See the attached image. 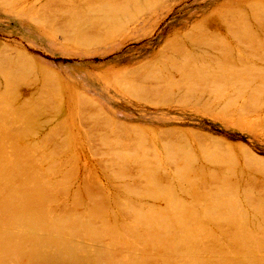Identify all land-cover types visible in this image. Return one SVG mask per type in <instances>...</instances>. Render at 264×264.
Returning <instances> with one entry per match:
<instances>
[{"label": "rangeland", "instance_id": "1", "mask_svg": "<svg viewBox=\"0 0 264 264\" xmlns=\"http://www.w3.org/2000/svg\"><path fill=\"white\" fill-rule=\"evenodd\" d=\"M56 1L60 2V4ZM68 1L65 0L63 2V0L62 1L61 0L60 1L59 0H6V1L2 2L0 0V48H1V46L3 48V50H2V48L0 50V61H3L2 58L3 59L5 58L7 60L9 59L8 63H6L5 65H3L5 60L3 63L2 62L0 63V100L5 101L8 98L10 99V96L8 94V81H6L7 80L6 76L8 78H9V76H8L9 74L14 76L15 73H17L16 69L22 65L21 62H23V65L26 66L28 64L26 62L31 63V61H32V64L35 63V65L38 66V68H36V69L30 68V67H29V69H28V67L23 68L22 71L24 70V72L21 73L22 75L17 73L19 76L20 75L22 76L21 78L19 77L20 83L18 86L19 88H17L18 92L16 94V96L17 95L18 96L16 98L14 97L15 99H13V98L10 99L9 103H5V104L3 103L4 108L2 111H0V114L3 116V114L5 115L7 112H9V114H7L8 118L9 119L11 118L10 122H12L11 123V124H13L12 126L14 128L16 127V130H17V129H19L21 123H17V121L14 120V117L16 118L17 114H19V112H21V110H23L21 113L22 116H25V113H27L26 112L27 110L32 109V107L34 109V106L37 107V108L35 107V109H37L38 113L35 115V118H36V119L34 118V121H35L34 124L35 125H33V128H32V129H34V132H32L34 134V138L32 137L33 135H31L32 133H30L31 136L27 135L29 140L25 136V139L22 140V145H24L23 144L24 141H25V143H27L29 145H31V144L35 145V144L42 143L41 141H43L46 136H52V138H53V139L45 140L47 142V143L45 142L47 147L45 145L44 148H41V149H43V150L47 149V150H49V152H50V149H52L51 152L54 150L55 155L48 154L49 153L48 151L45 152L42 150L44 153L41 152V154L47 153L46 156H49V155L52 156V157H50V156L47 157L46 159H48V158L49 159L46 162H45V158H43L44 161H42L43 162L42 165H44V167H49V165H54L56 167L57 164H59L57 167V168H59V171H56V173H54V175H52L51 177H52L53 181L55 180L54 178H56L57 176L59 177V179L57 177V179L55 181H66L67 190L65 193L59 195V197L56 199V200L59 199L58 202L55 200L54 202H52L53 204L52 203L50 204V206L52 205L51 211L58 212L59 208H61L63 206H65L66 208H68L69 211H72V212H74L73 207L75 210L78 211V209L81 210V208H83V206H84V209H82V210L86 211V206L89 207L88 205H89L90 201H89V199H87V197H85L86 195L84 194V192L87 193V190L90 191V189H91V191H92V192L90 191L91 194L96 193L94 195V197H96V196L98 197V193H99V197H104V196L108 197L109 205L105 209L104 218H105V214L107 213L108 214L107 218H108L109 224L112 222L114 223V221H115L114 224L115 225L118 224V225L117 226L114 225V226L117 227L119 230H121V228L124 227L123 223L126 226L127 225L126 223L128 221H130V219L128 218L129 217L128 215L123 213V211L125 209H120V208L125 207V203L128 205L129 200H131L133 202V205L136 206V207L134 206L136 210L133 209L134 208L133 207L132 210H134V211H131V212H134V215H137V216L132 217V219L134 218V220L131 219L130 223H133L134 225H137V226L139 224L141 225V223L143 225L142 221H144V220H148V223L152 222V221L155 222V221L161 220L162 216H163L162 215L163 210H166L169 207V203L167 202V200H165L164 196L157 195L154 192V191H157L156 190L157 187L160 188V185H162V184H160V183H153V184L147 183V182H145V179H141V178H139L140 176H136V175H138V171H136L135 169L139 170L140 165H138V168H136V167L134 168V166L139 164V163H137V164L132 163L131 164L132 166L129 169V171H132V172L128 171L126 174H122L124 177L121 176L120 174L118 175L117 172L119 169H118V167H116L114 165L116 163H114L113 160H111L112 162H110V160H109V159H111L110 158L111 154L109 155V153L112 151L110 150V152H107L108 150L107 151L105 150L106 147H109L108 145H106V142H108L110 139L112 141V138H114L115 136H119L118 139L122 143L123 142L129 143V140H130V142L132 140L127 139L125 137H129V136L134 137L132 135L133 133H131V134L129 133L130 134L129 136H126L127 134H119V133L116 135V129L111 128V126L106 123L107 121L105 119H101L102 117L96 119V118L91 116L92 113L88 112V109H86V107H83L85 109V110H83L81 108L82 106H80V104L78 106V101L76 99L77 96L73 97V98L70 97V92L72 91L71 89H74L73 92H77V93L80 92L79 93L80 95H84V96L88 95L87 97H89L91 100L92 99L96 100V102H98L106 111H108V113L110 112L109 114L112 116L113 119L121 120L127 124L140 127L141 133L139 135L141 136L142 144H144V147L146 146L145 149H143V150H146L147 152H149L148 156H147V152H145V155L147 156L146 158H148L150 156L149 158L151 159V158H153V156H155L156 160H158L159 163H161V160H163L162 163L160 164V166L163 164L164 167L166 166L165 170H168L169 172H173L174 169H173V165H171V164H169V167H168L166 159L164 160L163 156H165V154L163 153L164 152L163 147L165 148V145H166L165 143H173L171 141H174V140H183V141H176L175 143L180 142L183 145L186 144L185 146H181V148L185 152L184 157H187L189 159L191 158L193 160L192 166L194 168H201L204 171H206V173L209 171L208 169H210V170L212 169L214 172L212 170L209 171V172H211L210 174H212V173L220 172L222 170V168H225L227 165L229 166V164H230L229 167L231 169V171H230L231 173L229 175H230V178L232 179L230 181H232L235 185L237 184L236 186H238L237 189L240 192L239 194H242L244 189L252 188V189H250V191L252 190V192L255 194V196L256 195L258 196V197H255L254 194H252L253 197H252L251 201H249L248 203L245 202L246 201L245 199H241V201L243 203V207L246 206L247 204L251 205V203L254 202L251 205V206H253V208L250 205L249 206L247 205L245 207V209H247L246 211L249 214H250L249 211L251 210V212H252V210H253V212H252L253 216H258L254 212L255 211L254 210V204L256 202H260L257 200H261L260 203L264 204V201H263L264 195H260L258 193V191L260 189H262V187H264V182H263L264 181V174H261V171L264 173V117H263L264 116V105H263L264 104V97H263L264 96V83L261 81V80L264 81V52H263L264 51V34H262V33H264V0H132V1L131 0H119V1L118 0H98V1L97 0H70L69 1L70 3ZM120 1H122V2H120ZM128 1L130 3H128ZM140 1H141V3H140ZM6 2H7V4H6ZM65 2H67V3H65ZM86 2H89L90 4L91 3L92 4L91 5L88 3L86 4ZM253 2L254 3L256 2L255 5L253 4ZM1 4H3V5H1ZM52 4H53L54 8L51 7ZM58 4H59V6H58ZM62 4H64V5L67 4V5L64 8V5H62ZM112 4H113V6H112ZM60 5H62V6H60ZM67 6H70V7H67ZM91 6H92V8H91ZM133 6H134V8H133ZM41 7H43V8H41ZM55 7H57V8H55ZM62 7H63V9H62ZM122 7L126 8V9L123 10ZM109 8H110V10H109ZM42 9H43V11H42ZM47 9H48V12H47ZM118 9H120V10H118ZM100 10H102V12ZM109 11H111L112 13ZM116 11H117V13H114ZM119 11L121 12L120 14H119ZM127 12H129V13H127ZM131 13H132V16H131ZM251 13H252V15H251ZM75 14H76V16H74ZM111 14H112V16H110ZM123 14H126L127 16H125ZM134 14H135V16H134ZM104 15L107 19L105 17H103ZM113 15L115 16L114 20L112 18V17H114ZM32 18H34V19H32ZM80 18H81V20L79 21ZM82 18H83V20H82ZM251 18L252 19L254 18V19L252 20ZM70 19H72V20H70ZM89 19H91V20H89ZM117 19L119 21H116ZM260 19L262 21H260ZM77 20H78V22H77ZM236 20L239 22V24L240 23L241 24L240 25L236 24L237 23ZM247 20H249V21H247ZM21 21H25V23L30 24V25H34L36 27L38 26L37 28L43 32L42 39L40 37H38L37 34L30 33L31 28L28 25L25 26V25L20 24L19 22H21ZM114 21H116V23H114ZM226 21H227V23H226ZM95 22L96 23L102 22V25H101L102 27L101 26H100V28L98 27L99 37L96 36L97 40L94 39V40H88L86 42L85 41L79 42L77 40V38L78 37H84L85 34L87 36L88 30L94 29L93 25ZM228 22L229 23L232 22L233 25L232 24L227 25ZM234 22H236V23H234ZM246 23H248V24H246ZM106 25H108V26H106ZM226 26H227V28H225ZM74 27H76V30ZM107 27H109L110 30ZM234 27H236L237 30L234 29ZM111 28L113 30L112 32H111ZM243 28H244V30H243ZM245 28L248 30H246ZM249 28H250V30H249ZM228 29H230V30L228 31ZM240 30H241V32H240ZM255 30H257V31H255ZM194 31H195V33H194ZM198 31H199V33L196 35V33ZM203 32L206 33L205 36H204ZM216 32H217V34H216ZM231 32L232 33L233 32L234 33L239 32V33H237V34L233 33V35H232ZM245 32H248L247 33L248 35ZM254 33H255V35H254ZM207 34H208V36H207ZM240 34H242L246 38L241 36ZM261 35H262V37H261ZM236 36H237V38L240 37V39L238 40L236 38ZM196 37H198L197 41L191 42V40L196 39ZM233 37H235V38H233ZM241 37H243V38L241 39ZM249 37H251V38L253 37V40H251V38H249ZM74 38H75V40H74ZM201 38L203 39V42L200 40ZM257 38L259 40H257ZM168 39H170L172 41H170ZM204 39L207 41H204ZM243 39H245L246 41L248 39H250V40L248 42H246ZM214 40H216V41H214ZM238 41L241 43L239 44ZM257 41H259V42H257ZM198 42H200V43H198ZM204 42H206V43H204ZM228 42H230V43H228ZM254 42H255V44H258V45H255ZM233 43H235V44H233ZM236 44H238V45L235 46ZM243 44L246 45V46L244 45L245 48L243 47ZM253 44L255 45V47L253 46ZM237 47H238V50L236 49ZM210 48H213V49H210ZM222 50H223V52H222ZM17 51H20V53H22L23 58L28 57L27 60H25V61L20 60L21 62L19 63V61H18L19 59L17 60V58H18L17 57L18 56ZM205 51H207V52H205ZM220 51H221V53H220ZM227 51H229V53L233 56V57H231L233 61H231L230 63H228V61H226L227 63H222V64L216 63L215 62L216 58L218 59V57L219 58L224 57V52H227ZM234 51H237L240 55ZM251 51L253 52V54ZM168 52L171 54H169ZM245 52L248 54H246ZM203 53H205V54H203ZM261 53H262V55H261ZM167 54H169V55H167ZM244 54H246V56H243ZM202 55H204V56H202ZM206 55H207V58H206ZM241 55L243 56V58L246 57L248 59L247 60L243 59ZM19 56L22 57L21 55H19ZM161 56L164 60H166V62H167L166 64H165V61H163L162 59L159 60L161 58ZM171 56H173V58H170ZM187 56H189L190 58ZM247 56H249V57H247ZM257 56H259L260 58L259 57L257 58ZM208 57H209V59H208ZM255 57L259 60L257 61ZM214 58H215V60H214ZM112 59H116V60L119 59L120 60V63H119L120 65H118L117 68H120V67L122 69L133 68V71L136 72V70H138L137 71L138 73H136V74L134 73L132 76H128V77L127 76H119L116 74L109 75V76L106 75V72L102 71L104 69V66H102V65H103V63H106ZM251 59L253 61H251ZM148 60L149 61L152 60V61L149 62ZM33 61H34V63H33ZM145 61H146V63H145ZM161 61H163V64ZM195 62H196V64H195ZM250 62L253 64H251ZM121 63H123V64H121ZM176 63H178V64H176ZM146 64H148V65H146ZM149 64H151V65H149ZM153 64H155V65L153 66ZM189 64H191V65L189 66ZM242 64H244L245 67H243ZM29 65H27V66H29ZM240 65L243 68L240 67ZM157 66H159V68ZM185 66L187 68H189L190 70L192 69L191 68V66H192L193 69H198L199 71L196 74L195 73L192 74V75H194L193 77L190 74L188 76H186L183 72H181V68L182 67L186 68ZM200 66L203 69L200 68ZM257 66H259L260 69ZM41 67H42V70H41ZM233 67H234V69H233ZM252 67H254V68H252ZM141 68H142V70H141ZM205 68L207 70H205ZM211 69H213V71ZM245 69L249 72L248 75H247V73L245 74V72H247ZM168 70H169V72H168ZM225 70L227 73L225 72ZM250 71L251 72L253 71V72L251 73ZM256 71H257V73H256ZM259 71H262V72H259ZM180 72L183 74L181 75ZM207 72L209 73V75H210V73H213V75L216 78L214 76H213L214 79L211 78L212 74L210 76H206V75H208ZM23 73H25V74H23ZM47 73H51V74H53V76L55 75L54 76L55 79H52L51 76ZM179 73H180V75H179ZM199 73H200V75H197ZM230 74H232V75L234 74L236 76V78H239L240 80L243 77V79L248 80L249 83H245L246 80H244L245 81L244 82L243 79L241 80L243 82H240V80L236 79L234 75H233L234 77L232 75L230 77ZM241 74H243V76ZM156 75H158V76H156ZM255 75L257 77H255ZM258 75H260V76H258ZM180 76L181 77L183 76V77L180 79ZM195 76L197 77V81H196ZM200 76H202L201 77L202 81L198 82V80L201 79ZM204 76H206L207 79H203ZM252 76H254V78L256 80H254V78ZM123 78H125V81ZM226 78H228L229 81ZM232 78H234V80ZM22 79H24V82ZM144 79L146 82L144 81ZM183 79H185V80H183ZM212 79L216 83L214 81H212ZM215 79H218V80H215ZM235 79L237 81H235ZM257 79H259V80H257ZM231 80L233 81V84H232ZM249 80L250 81L254 80L252 82L253 85H252V83H250ZM75 81H77V82H75ZM207 81H208V83H207ZM256 81H257V83H256ZM230 82H231L232 86L235 84L233 86L234 88H232V89L230 88V87H232L231 84L229 85ZM239 82L242 84L239 85ZM27 83H28V85H27ZM205 83H207V84L210 83L211 85L210 84L207 85ZM261 83H263V85ZM20 84H22V85H20ZM25 84H26V86H25ZM192 84L195 86H193ZM199 84H200V86H198ZM212 84H214L215 87ZM227 84H228L230 90L227 89L228 87L226 88L225 85H227ZM237 84L240 86L238 92H237L238 89L237 90L235 89L236 87L238 88ZM244 84H246V85H244ZM54 85H55V87H54ZM203 85H204V87L206 85L207 86L204 88ZM217 85H218V88H217L218 91L215 89L217 87ZM188 86H191V87H188ZM192 86L194 87V91H193ZM248 86H252V89L250 87V90H248L247 89ZM254 86H255V88H254ZM243 87L246 89H244ZM213 88L215 89V92L213 91L214 90ZM197 89H199V90H197ZM221 89H223L225 91H229L231 93L222 91ZM233 89H235L234 92H233ZM29 90H31V91L29 92ZM242 90H243V92L240 93V96H238L239 94H237V93L241 92ZM252 90H253V92L251 93ZM57 91H58V93H57ZM257 91H258L259 95L257 94ZM198 92L200 93V95ZM219 92H221V96L219 95L220 94ZM182 93H183V95H182ZM197 93H198V95H197L198 98L196 96ZM207 93L209 94V96H206V95H208ZM216 93L218 96L215 95ZM247 93H248V95H247ZM249 93H251V94H249ZM255 93H256V95H255ZM192 94L193 95L195 94V96H192ZM212 94H214V95L212 96ZM227 94L230 95V97H228ZM80 95H78V97H81ZM25 96H26V99H25ZM191 96H192V98H191ZM219 96L221 97V99ZM225 96H227L228 98ZM242 96L245 97V99H242L243 98ZM254 96H255V98H254ZM185 97H186V99H184ZM210 97H213V99H211ZM223 97H225L227 99H225ZM235 98H238V99H235ZM252 98H253V100H252ZM202 99H204V100H202ZM233 99H235V100H233ZM78 100H80V99H78ZM185 100H186V102H184ZM196 100L198 102H196ZM225 100H227L228 103ZM11 101H12V103H11ZM42 101H44V102H42ZM146 101H148V102H146ZM232 101H233V103H232ZM240 101H241V104L238 103ZM262 101H263V103H261ZM46 102H47V104H45ZM149 102H151V103H149ZM224 102L227 104H225ZM254 103H255V105H254ZM21 104H22V106H21ZM233 104H235L234 107H233ZM257 104L260 106L262 105V106L261 107L256 106ZM48 105H50V106H48ZM38 106H39V108H38ZM225 106H226V108H225ZM256 107H258V108L256 109ZM25 108H27V109L25 110ZM231 108H232V110H231ZM12 109H14V110H12ZM24 110H25V113H23ZM82 111L84 112V114H86L85 112H87V114L82 115V113H83ZM232 111H234V112H232ZM16 112H17V114H16ZM7 115H5L4 117L6 118ZM86 119H88V120H86ZM155 119H157V120H155ZM38 120H39V122H38ZM53 122H55V123H53ZM89 123H90V126L88 125ZM62 124H63V126H62ZM49 125H51V126H49ZM60 125H61V127H60ZM53 126H54V129H53ZM94 126H95V128H94ZM251 126H254V127H251ZM149 127H151V129ZM88 128H90V129H88ZM95 129H97L99 131V133L97 131H95ZM91 130L94 131V132L92 131L93 134L96 133V135H94V136L91 133L92 136L90 135V139L92 138V141L89 139V137L86 138V135H87L86 133H90ZM157 131L161 132V133L163 132L166 134L168 133L169 135H166L164 138H162V137L158 138L156 136L158 134ZM133 132H135V131H133ZM57 133H58V135L55 137V134H57ZM103 133H105V135H106L105 137L103 136L104 135ZM182 133H184L186 135V137ZM97 134H99L100 136L103 134L102 135L103 137L101 138ZM175 134H176V136H175ZM191 135H193V136L191 137ZM61 136H63V137H61ZM87 136H89V135H87ZM196 136H198V137L196 138ZM98 137H99V139H98ZM211 137H213V138H211ZM103 138H107V139L104 141ZM181 138H183V139H181ZM207 138H208V140H207ZM87 139L90 140L91 142L88 143L86 141ZM184 139H186V141H184ZM26 140H28L29 142ZM167 140H168V142H167ZM198 140H200V141H198ZM96 144H97V146H96ZM146 144L149 146L147 147ZM65 145H66V147H65ZM94 145H95V148L93 147ZM98 145L101 146L105 151L102 149H99L101 147H99ZM60 146L63 149H60L59 148ZM109 148H106V149H109ZM111 148H112V146H111ZM208 148H211V149L217 148V149H215V151L218 150L220 154L223 153L222 155L227 156L226 158H227V161L229 163L228 164L227 163L226 164H223V163L219 164V162H218V164H217V162H216V164H215L214 161L213 162L210 161V163H209V160L207 158H205L204 156H202V152H201L203 150L212 151V150H208ZM94 149H97V150H94ZM93 150L95 151V153H93L94 152ZM190 150H192V151H190ZM151 152H154L153 155H151L152 154ZM248 152L254 156V158L256 159L257 162L255 161V159H253V157L249 156ZM29 153H31V151L26 152V154H29ZM102 153H105V154H102ZM156 154H157V156H156ZM187 154H188V156H185ZM189 154H191L190 156H192V157H189ZM107 156H108V158H107ZM158 156L160 158H158ZM53 157H54V160H53ZM161 157H162V159H161ZM228 157L230 158L231 162L228 160ZM102 158H104L105 160ZM175 158H179V157L177 156ZM65 159H67V160H65ZM159 159H161V160H159ZM180 159H182V158H180ZM154 160L155 159L153 158V161ZM52 161H53V163H52ZM54 161L56 163H54ZM58 161H60V162H58ZM71 161H73V162H71ZM206 161H208V162H206ZM246 161L249 162V164ZM48 162H50V163L48 164ZM103 162H105V163H103ZM109 162L111 163L110 165H112V166L114 165V166L112 167L110 165H107V168H106V163L109 164ZM148 163L149 162H147L146 164H148ZM177 163H182V161L181 162L178 161ZM255 163H257V164H255ZM92 164H93V166H92ZM154 164H156V161L154 162ZM246 164H248V167ZM259 164H260V166H259ZM101 165L103 166V169L101 168ZM148 165H151V164L149 163ZM233 165H234V167H233ZM67 166H69V167H67ZM91 167H93V168H91ZM109 167H111L112 169H110ZM66 168H68V170ZM90 168H91V170L88 171V169H90ZM69 170L71 171V173ZM109 170L115 171L117 174L115 172H112L113 174H115L114 176H112L113 174L111 172H110V174H108ZM257 170H259V171H257ZM68 171H69V174H68ZM90 171L93 172V174H92L93 176L91 175ZM161 172H163V171H161ZM64 174H66V175L68 174L67 179L64 178L65 180L63 179V177H66ZM107 174H108V177L106 176ZM116 175L118 176V177H116L117 179L115 178ZM127 176H129V178ZM130 177H131V179H130ZM99 181H100V183H99ZM127 181H130L132 184L130 185V182L128 183ZM161 181H163V180H161V178H160V182ZM110 182H113V184ZM125 182L130 185V188ZM259 182H261V183H259ZM116 183H120V186H118L119 184L117 185ZM122 183L123 184L125 183V185H127L128 188H127V186L123 185ZM247 183H248V185H246ZM75 184H76L77 188L75 187ZM116 185L118 186V188H116L117 187ZM121 185H123V187ZM133 185L137 186L138 189L141 188L140 190L144 189L143 192L138 190ZM141 185H143V187ZM241 185H242V187L240 188ZM131 186H133V188H131ZM86 187H88V188H86ZM134 187H135V189H134ZM121 188H124V190H122ZM126 188L128 191L126 190ZM73 189H74L75 193L72 192ZM132 189H133V191L138 190V191H136L137 194H135L132 191ZM129 190L132 191L133 193L131 192L132 194L131 193L129 194ZM262 190H264V188ZM71 192L75 196L74 198L77 197L79 199L80 204L78 202H76L72 196L71 197L73 199L70 197V195H72ZM101 193H102V195H101ZM139 193L141 195L138 196ZM186 194L187 193H185V192L178 191L176 197L182 201L188 200V201H184V202H186L188 205H191L193 203V201H192L193 199H192L191 195H189V194L186 195ZM117 196L120 199L122 196L124 197V199L126 197H128V199H126V200L121 199L123 201V202H121V201H119L120 199H118ZM240 196L241 195H239L238 197L240 198ZM63 197H65V198H63ZM97 197H96V199L99 200L100 198L99 197L97 198ZM129 197H131L132 199H135V201ZM254 198H255V200H254ZM62 200H63V202H62ZM71 200H72V204H71ZM86 200H87V202H86ZM98 200H97V202H98ZM205 200L206 201H202V202L201 201H199V202L195 201L194 205H199V203H201L203 206L204 202H208L207 201L208 198ZM118 201H119V203H118ZM136 201H138V202H136ZM191 201H192V203H191ZM65 202H67V203H65ZM120 202L122 203L121 207H120ZM123 204H124V206H123ZM117 206H119V207H117ZM204 206H203V208H204ZM263 207H264V205H263ZM127 208H129V206H127ZM80 210L78 211V213L83 214L84 212L82 213V210L81 211ZM120 210L121 211L123 210V211L121 212ZM127 210H130V209H127ZM118 211H120L122 213V216H121L120 212H118ZM135 211H136V213L139 212V215L136 214ZM170 211H171V209H170ZM116 212H118V213H116ZM125 212H126V210H125ZM74 213H77V212L75 211ZM119 214L121 217L119 216ZM221 214H222V212L208 216V215H205L204 213L201 212L200 215L198 217H196V223H198L199 225H203V226H212L213 224H211V221H210L211 217L213 219L220 218ZM111 215H112V217H111ZM160 216H161V218H160ZM115 217H116V219H115ZM122 217H123V219H121ZM119 218L121 220H123V221L119 220L120 222H123L122 227L119 226V223H118ZM130 218H131V216H130ZM207 218H208V220H207ZM99 220H101V219L96 216L93 221L96 225H99L100 224ZM124 220H126V222H124ZM260 221H261V219L259 216V219L256 220V222L260 223ZM130 223H128V224H130ZM120 225H121V223H120ZM130 225H128V226H130ZM142 225H141V228H143V231H144L145 227H143ZM146 225H144V226H146ZM132 227H134L135 229L139 228V227H135V226H132ZM119 230L117 231V234H119L118 237H120V236L122 237V235H124L125 232H123V231L120 232ZM138 230L140 231V229H138ZM136 233L131 234L132 236H130L129 239L126 240V243H128L127 241H129V243L134 242L133 245H135L138 242L135 247L138 246L137 248H139V247L141 248L143 245L144 235H142L140 232L137 233L139 235V238L142 237V239H139V238H137L138 235ZM128 235H129V233H128ZM128 235H126V233H125V235L123 237L127 236V238H128ZM81 236H83V235H81ZM107 237H109V234L103 235L102 241L99 244V243L91 242L87 238V236L85 235L82 238L81 237L77 238L76 245L82 246V244H84L87 248L85 250V252H92V250L94 248L92 246V244H94L96 247H99L101 249H105V247L107 248V245L109 244V242L107 244V241H110V240H108ZM121 239H122V241H120V238H118V242H121V243L123 241L125 242L126 238H121ZM133 239H134V241H133ZM135 240L137 242H135ZM228 241L229 240L227 237H221L220 238V243H222L224 245L228 244ZM202 242L204 244H208L209 240L206 239L205 241H202ZM138 244H140V246ZM79 246H77L78 249H79ZM126 249L122 250V251H124L122 253L120 251V253L121 254H123V253L127 254V252H128V254L131 255L130 254L131 252H133V253L139 252L138 249L135 250L134 248H130V247L128 250H126ZM156 252H157V250H156ZM156 252H152L151 254L152 255H153V253L157 254ZM156 260H158V259H156Z\"/></svg>", "mask_w": 264, "mask_h": 264}, {"label": "bare ground", "instance_id": "2", "mask_svg": "<svg viewBox=\"0 0 264 264\" xmlns=\"http://www.w3.org/2000/svg\"><path fill=\"white\" fill-rule=\"evenodd\" d=\"M2 2L6 1V0H1ZM60 1V0H59ZM62 1V0H61ZM65 0H63L64 2ZM68 1V0H67ZM70 1V0H69ZM68 1V2H69ZM98 1V0H97ZM119 1V0H118ZM132 1V0H131ZM58 2V1H56ZM95 2V1H94ZM117 2V1H116ZM122 2V1H120ZM44 3V2H43ZM46 3V2H45ZM60 4V2H58ZM67 3V2H65ZM70 3V2H69ZM73 3V2H72ZM85 3V2H84ZM90 4L89 2H86V4ZM96 3V2H95ZM128 3H130L128 1ZM127 3V4H128ZM134 3V2H133ZM132 3V4H133ZM141 3V1H140ZM256 3V2H255ZM255 3L253 2V4L255 5ZM259 3V2H258ZM4 4V3H3ZM1 4V5H3ZM7 4V2H6ZM5 4V5H6ZM54 4V3H53ZM53 4L51 7H53ZM58 4V6H59ZM74 4V3H73ZM80 4V3H79ZM92 4V3H91ZM90 4V5H91ZM126 4V5H127ZM49 5V4H48ZM64 5V4H62ZM60 5V6H62ZM67 5V4H66ZM64 5V8L65 6ZM77 5V4H76ZM85 5V4H84ZM124 5V4H123ZM142 5V4H141ZM47 6V5H46ZM50 6V5H49ZM79 6V5H78ZM113 6V4H112ZM118 6V5H117ZM129 6V5H128ZM45 7V6H44ZM67 7H70V6H67ZM66 7V8H67ZM81 7V6H80ZM87 7V6H86ZM43 8V7H41ZM54 8V7H53ZM57 8V7H55ZM92 8V6H91ZM98 8V7H97ZM118 8V7H117ZM123 8V7H122ZM134 8V6H133ZM217 8V7H216ZM45 9V8H44ZM50 9V8H49ZM59 9V8H58ZM63 9V7H62ZM75 9V8H74ZM126 9V8H123V10ZM34 10V9H33ZM60 10V9H59ZM65 10V9H64ZM110 10V8H109ZM120 10V9H118ZM43 11V9H42ZM63 11V10H62ZM102 12V10H100ZM115 11V10H114ZM135 11V10H134ZM37 12V11H36ZM47 12H48V9H47ZM58 12V11H57ZM111 12V11H109ZM123 12V11H122ZM125 12V11H124ZM39 13V12H38ZM55 13V12H54ZM76 13V12H75ZM112 13V12H111ZM114 13H117L114 12ZM113 13V14H114ZM121 12L119 11V14ZM129 13V12H127ZM126 13V14H127ZM46 14V13H45ZM48 14V13H47ZM53 14V13H52ZM100 14V13H99ZM104 14V13H103ZM126 14H123L125 16H127ZM137 14V13H136ZM216 14V13H215ZM43 15V14H42ZM69 15V14H68ZM130 15V14H129ZM217 15V14H216ZM222 15V14H221ZM242 15V14H241ZM240 15V16H241ZM250 15V14H249ZM252 15V13H251ZM255 15V14H254ZM76 16V14L74 15ZM82 16V15H81ZM112 16V14L110 15ZM114 16V15H113ZM121 16V15H120ZM119 16V17H120ZM131 16H132V13H131ZM135 16V14H134ZM256 16V15H255ZM52 17V16H51ZM56 17V16H55ZM80 17V16H79ZM105 17V15L103 16ZM129 17V16H128ZM219 17V16H218ZM221 17V16H220ZM223 17V16H222ZM54 18V17H53ZM75 18V17H74ZM106 18V17H105ZM113 20L115 18L112 17ZM132 18V17H131ZM239 18V17H238ZM255 18V17H254ZM253 18V19H254ZM34 19V18H32ZM85 19V18H84ZM107 19V18H106ZM110 19V18H109ZM220 19V18H219ZM235 19V18H234ZM252 19V18H251ZM252 19V20H253ZM68 20V19H67ZM72 20V19H70ZM81 20V18L79 19V21ZM83 20V18H82ZM88 20V19H87ZM91 20V19H89ZM111 20V19H110ZM122 20V19H121ZM238 20V19H237ZM236 20V21H237ZM69 21V20H68ZM67 21V22H68ZM112 21V20H111ZM116 21H119L118 19ZM116 21H114V23H116ZM123 21V20H122ZM228 21V20H227ZM226 21V23H227ZM231 21V20H230ZM234 21V20H233ZM249 21V20H247ZM257 21V20H256ZM255 21V22H256ZM260 21H262L260 19ZM259 21V22H260ZM24 22V23H23ZM28 22V21H27ZM66 22V23H67ZM72 22V21H71ZM78 22V20H77ZM109 22V21H108ZM124 22V21H123ZM221 22V21H220ZM223 22V21H222ZM20 24L22 25H25V26H29L31 29H30V33H35L37 34L38 37H40L42 39V34L43 32L41 30H39L36 26L34 25H30V24H27L25 23V21H21L19 22ZM64 23V22H63ZM90 23V22H89ZM119 23V22H118ZM121 23V22H120ZM225 23V22H224ZM236 23V22H234ZM258 23V22H257ZM38 24V23H37ZM229 24H232L233 23H229ZM236 24H239V22L237 21ZM241 24V23H240ZM239 24V25H240ZM248 24V23H246ZM102 25V22H99V23H94V29H90L88 30V35L84 37H78L77 40L79 42H86L88 40H97V37H99V32H98V27L100 28V26ZM231 25V26H232ZM235 25V24H234ZM261 25V24H260ZM56 26V25H55ZM108 26V25H106ZM105 26V27H106ZM110 26V25H109ZM236 26V25H235ZM242 26V25H241ZM263 26V25H262ZM261 26V27H262ZM40 27V26H39ZM54 27V26H53ZM102 27V26H101ZM203 27V26H202ZM246 27V26H245ZM260 27V26H259ZM75 30H76V27H74ZM85 28V27H84ZM109 30L110 28L107 27ZM227 28V26L225 27ZM241 28V27H240ZM234 29H236V27H234ZM246 29V28H245ZM259 29V28H258ZM82 30V29H81ZM198 30V29H197ZM196 30V31H197ZM226 30V29H225ZM230 29H228L229 31ZM237 30V29H236ZM244 30V28H243ZM242 30V31H243ZM248 30V29H246ZM250 30V28H249ZM112 28H111V32H112ZM182 31V30H181ZM200 31V30H199ZM199 31L196 33V35L199 33ZM206 31V30H205ZM227 31V30H226ZM257 31V30H255ZM75 32V31H74ZM211 32V31H210ZM241 32V30H240ZM244 32V31H243ZM252 32V31H251ZM250 32V33H251ZM195 33V31H194ZM204 33V32H203ZM219 33V32H218ZM226 33V32H225ZM232 33V32H231ZM234 33V32H233ZM232 33V35H233ZM236 33V32H235ZM234 33V34H235ZM239 33V32H237ZM236 33V34H237ZM246 34L248 32H245ZM206 33H204V36H205ZM217 34V32H216ZM264 34V33H262ZM210 35V34H209ZM222 35V34H221ZM239 35V34H238ZM241 36H243L242 34H240ZM248 35V34H247ZM255 35V33H254ZM73 36V35H72ZM202 36V35H201ZM208 36V34H207ZM178 37V36H177ZM199 37V36H198ZM196 39H192L191 42L193 41H197V38ZM245 37V36H243ZM241 37V39L243 38ZM262 37V35H261ZM102 38V37H101ZM176 38V37H175ZM200 38V37H199ZM211 38V37H210ZM214 38V37H213ZM235 38V37H233ZM237 38V36H236ZM246 38V37H245ZM251 38V37H249ZM259 38V37H258ZM257 38V40H259ZM73 39V38H72ZM71 39V40H72ZM179 39V38H178ZM238 40L240 39L237 38ZM236 39V40H237ZM44 40V39H43ZM75 40V38H74ZM170 40V39H168ZM174 40V39H173ZM202 42H203V39L201 38L200 39ZM212 40V39H211ZM222 40V39H221ZM220 40V41H221ZM226 40V39H225ZM245 40V39H243ZM250 39H248L246 42H248ZM251 40H253V37L251 38ZM172 41V40H170ZM204 41H207L204 39ZM216 41V40H214ZM213 41V42H214ZM227 41V40H226ZM224 42V41H223ZM237 42V41H236ZM239 42V41H238ZM259 42V41H257ZM263 42V41H262ZM261 42V43H262ZM200 43V42H198ZM206 43V42H204ZM211 43V42H210ZM220 43V42H219ZM230 43V42H228ZM241 42H239L240 44ZM223 44V43H222ZM226 44V43H225ZM235 44V43H233ZM250 44V43H249ZM248 44V45H249ZM255 44V42H254ZM253 46L255 47V45H258V44H255ZM260 44V43H259ZM88 45V44H87ZM201 45V44H200ZM208 45V44H207ZM221 45V44H220ZM238 44H236L235 46H237ZM245 44H243V47H244ZM247 45V46H248ZM251 45V44H250ZM211 46V45H210ZM209 46V47H210ZM222 46V45H221ZM246 46V45H245ZM261 46V45H260ZM259 46V47H260ZM170 47V46H169ZM213 47V46H212ZM215 47V46H214ZM232 47V46H231ZM239 47V46H238ZM238 47L236 48L238 50ZM252 47V46H251ZM258 47V48H259ZM262 47V46H261ZM2 48V46H1ZM0 48V50H1ZM187 48V47H186ZM245 48V47H244ZM253 48V47H252ZM257 48V47H256ZM198 49V48H197ZM210 49H213V48H210ZM261 49V48H260ZM3 50V48H2ZM174 50V49H173ZM218 50V49H217ZM249 50V49H248ZM258 50V49H257ZM5 51V50H4ZM11 51V50H10ZM203 51V50H202ZM246 51V50H245ZM17 60L19 61V63L21 61H25L27 60L28 57H24L23 58V55L22 53H20V51H17ZM191 52V51H190ZM207 52V51H205ZM223 52V50H222ZM234 52H237V51H234ZM252 52V51H251ZM255 52V51H254ZM262 52V51H261ZM264 52V51H263ZM169 53V52H168ZM201 53V52H200ZM210 53V52H209ZM221 53V51H220ZM238 53V52H237ZM246 53V52H245ZM260 53V52H259ZM3 54V53H2ZM171 54V53H169ZM167 54V55H169ZM188 54V53H187ZM202 54V53H201ZM200 54V55H201ZM205 54V53H203ZM239 54V53H238ZM248 54V53H246ZM246 54H244L243 56H246ZM253 54V52H252ZM19 55H21L22 57H20ZM158 55V54H157ZM193 55V54H192ZM210 55V54H209ZM208 55V56H209ZM221 55V54H220ZM240 55V54H239ZM262 55V53H261ZM204 56V55H202ZM242 56V55H241ZM242 56V58H243ZM189 57V56H187ZM214 57V56H213ZM212 57V58H213ZM233 57L229 51L227 52H224V57L222 58H219L218 59L214 58L215 62L216 63H227L226 61H228V63H230L232 60ZM249 57V56H247ZM259 56H257L258 58ZM157 58V57H156ZM167 58V57H166ZM170 58H173V56H171ZM169 58V59H170ZM177 58V57H176ZM180 58V57H179ZM190 58V57H189ZM193 58V57H192ZM195 58V57H194ZM199 58V57H198ZM202 58V57H201ZM206 58H207V55H206ZM256 58V57H255ZM256 60L258 61L259 59ZM260 58V57H259ZM153 59V58H152ZM159 59V58H158ZM163 60L165 61V64L167 63L166 60H164L161 56V58L159 60ZM205 59V58H204ZM209 59V57H208ZM238 59V58H237ZM243 59H248L246 57H244ZM3 61H0V63L5 62L3 63V65H5L6 63H8L9 59H3ZM21 60V61H20ZM157 60V59H156ZM155 60V61H156ZM158 60V61H159ZM168 60V59H167ZM171 60V59H170ZM183 60V59H182ZM186 60V59H185ZM196 60V59H195ZM211 60V59H210ZM239 60V59H238ZM30 61V60H29ZM149 61V60H148ZM152 61V60H150ZM149 61V62H150ZM154 61V62H155ZM163 61L162 64H163ZM169 61V60H168ZM235 61V60H234ZM237 61V60H236ZM251 61H253L251 59ZM263 61V60H262ZM261 61V62H262ZM123 62V61H122ZM153 62V63H154ZM174 62V61H173ZM256 62V61H255ZM10 63V62H9ZM22 65L20 67H18L16 69V72L18 74H21L22 72H24V70L22 71L23 68H27L29 69L30 68H33V69H36L38 68L37 65H35L34 61L32 64V61L31 63L29 62H26L28 63L27 65L29 66H25L23 65V62H21ZM144 63V62H143ZM146 63V61H145ZM160 63V62H159ZM171 63V62H170ZM179 63V62H178ZM176 63V64H178ZM193 63V62H192ZM204 63V62H203ZM234 63V62H233ZM241 63V62H240ZM251 63V62H250ZM17 64V63H16ZM25 64V63H24ZM123 64V63H121ZM152 64V63H151ZM149 64V65H151ZM194 64V63H193ZM196 64V62H195ZM249 64V63H248ZM253 64V63H251ZM127 65V64H126ZM141 65V64H140ZM148 65V64H146ZM155 64H153L154 66ZM191 64H189L190 66ZM203 65V64H202ZM224 65V64H223ZM236 65V64H235ZM138 66V65H137ZM167 66V65H166ZM193 66V65H192ZM191 66V70L189 68H181V72H183L186 76H188L189 74L193 77L194 75L192 74H196L199 70L198 69H193V67ZM204 66V65H203ZM215 66V65H214ZM243 67L244 64H242ZM240 65V67H242ZM251 66V65H250ZM10 67V66H9ZM141 67V66H140ZM159 68V66H157ZM164 67V66H163ZM205 67V66H204ZM217 67V66H216ZM242 67V68H243ZM259 68V66H257ZM256 67V68H257ZM12 68V67H11ZM121 68V67H120ZM120 68H117V69H120ZM135 68V67H134ZM200 68H202L200 66ZM241 68V69H242ZM254 68V67H252ZM27 69V70H28ZM122 69V68H121ZM145 69V68H144ZM203 69V68H202ZM201 69V70H202ZM227 69V68H226ZM234 69V67H233ZM251 69V68H250ZM260 69V68H259ZM258 69V70H259ZM41 70H42V67H41ZM48 70V69H47ZM142 70V68H141ZM148 70V69H147ZM175 70V69H174ZM205 70H207L205 68ZM213 71V69H211ZM246 70V69H245ZM255 70V69H254ZM5 71V70H4ZM44 71V70H43ZM51 71V70H50ZM138 70H136V72L133 71V68H129V69H124L123 71H121L120 73H116V75H119V76H132L134 73H138L137 72ZM149 71V70H148ZM151 71V70H150ZM156 71V70H155ZM178 71V70H177ZM232 71V70H231ZM236 71V70H235ZM247 71V70H246ZM26 72V71H25ZM52 72V71H51ZM160 72V71H159ZM169 72V70H168ZM180 72V73H181ZM203 72V71H202ZM201 72V73H202ZM215 72V71H214ZM224 72V71H223ZM222 72V73H223ZM226 72V70H225ZM244 72V71H243ZM251 72V71H250ZM253 72V71H252ZM251 72V73H252ZM259 72H262V71H259ZM2 73V72H1ZM17 73H15V75H11L9 74V78L6 76L7 80L8 81V94L10 96V99H15L17 96V88H19V83H20V78L22 77L21 75L19 76ZM28 73V72H27ZM163 73V72H162ZM178 73V72H177ZM179 73V75H180ZM181 73V75L183 74ZM208 73V72H207ZM206 73V74H207ZM227 73V72H226ZM229 73V72H228ZM233 73V72H232ZM242 73V72H241ZM247 73V75L249 74V72H245V74ZM257 73V71H256ZM255 73V74H256ZM25 74V73H23ZM51 76L52 79H55V75L53 76V74L51 73H47ZM204 74V73H203ZM212 74V75H211ZM235 74V73H234ZM233 74V75H234ZM244 74V73H243ZM243 74H241L243 76ZM254 74V73H253ZM139 75V74H138ZM197 75H200L197 74ZM196 75V76H197ZM211 75V78H213V73H210ZM209 73L208 75L206 76H210ZM220 75V74H219ZM225 75V74H224ZM232 74H230V77H231ZM232 75V76H233ZM252 75V74H251ZM263 75V74H262ZM3 76V75H2ZM158 76V75H156ZM160 76V75H159ZM195 76V77H196ZM203 76V75H202ZM200 76V78L202 77ZM206 76H204L203 79H207ZM217 76V75H216ZM223 76V75H222ZM235 76V75H234ZM233 76V77H234ZM238 76V75H237ZM240 76V75H239ZM260 76V75H258ZM20 77V78H19ZM24 77V76H23ZM126 77V78H127ZM183 77V76H182ZM180 76V79L182 78ZM185 77V76H184ZM215 77V76H214ZM221 77V76H220ZM219 77V78H220ZM229 77V76H228ZM241 77V76H240ZM245 77V76H244ZM254 78V76H252ZM255 77H257L255 75ZM119 78V77H118ZM117 78V79H118ZM158 78V77H157ZM210 78V77H209ZM210 78V79H211ZM216 78V77H215ZM223 78V77H222ZM236 78V76H235ZM261 78V77H260ZM25 79V78H24ZM24 79L23 82H24ZM124 81H125V78H123ZM164 79V78H163ZM178 79V78H177ZM189 79V78H188ZM199 79V78H198ZM214 79V78H213ZM212 79V81H214ZM225 79V78H224ZM228 80V78H226ZM230 79V78H229ZM234 80V78H232ZM236 79H239V78H236ZM235 79V81H237ZM243 79V77L241 78V80ZM5 80V79H4ZM134 80V79H133ZM136 80V79H135ZM147 80V79H146ZM153 80V79H152ZM185 80V79H183ZM187 80V79H186ZM209 80V79H208ZM215 80H218V79H215ZM240 80V79H239ZM240 82H243L244 80L246 79H243V81ZM254 80H256L254 78ZM254 80H249L250 83H252ZM259 80V79H257ZM29 81V80H28ZM27 81V82H28ZM131 81V80H130ZM145 81V79H144ZM178 81V80H177ZM188 81V80H187ZM196 81H197V77H196ZM199 81H202V78L198 80ZM222 81V80H221ZM229 81V80H228ZM263 83L264 81L261 80ZM10 82V83H9ZM77 82V81H75ZM128 82V81H127ZM146 82V81H145ZM149 82V81H148ZM157 82V81H156ZM176 82V81H175ZM211 82V81H210ZM215 82V81H214ZM213 82V83H214ZM232 84H233V81L231 80ZM231 82L229 83V85L231 84ZM239 82V85H241L242 83ZM245 82V81H244ZM70 83V82H69ZM117 83V82H116ZM122 83V82H121ZM138 83V82H137ZM142 83V82H141ZM208 83V81H207ZM205 83V84H207ZM212 83V82H211ZM216 83V82H215ZM238 83V82H237ZM245 83H249L248 80H246ZM257 83V81H256ZM263 83H261L263 85ZM74 84V83H73ZM126 84V83H125ZM188 84V83H187ZM191 84V83H190ZM210 84V83H209ZM207 84V85H209ZM226 84V83H225ZM231 84V86H232ZM22 85V84H20ZM28 85V83H27ZM130 85V84H129ZM184 85V84H183ZM193 85V84H192ZM206 85V86H207ZM211 85V84H210ZM214 86V84H212ZM235 85V84H234ZM233 85V86H234ZM238 85V84H237ZM236 85V86H237ZM238 85V88L236 87L235 89L237 90V92L239 91V88L240 86ZM246 85V84H244ZM253 85V83H252ZM260 85V84H259ZM26 86V84H25ZM195 86V85H193ZM192 86L193 88V91H194V87ZM200 86V84L198 85ZM205 86V87H206ZM222 86V85H221ZM227 89L230 90V88H234L233 86L229 88L228 84L225 85ZM224 86V87H225ZM243 86V85H242ZM241 86V87H242ZM55 87V85H54ZM120 87V86H119ZM131 87V86H130ZM185 87V86H184ZM188 87H191V86H188ZM204 87V85H203ZM204 87V88H205ZM215 87V86H214ZM246 87V86H245ZM250 87L252 89V86H248V90H250ZM71 88V87H70ZM121 88V87H120ZM191 88V89H192ZM200 88V87H199ZM203 88V89H204ZM218 85L217 87L215 88L217 91H218ZM221 88V87H220ZM219 88V89H220ZM244 88V87H243ZM255 88V86H254ZM257 88V87H256ZM263 88V87H262ZM83 89V88H82ZM128 89V88H127ZM190 89V88H189ZM209 89V88H208ZM214 89V88H213ZM215 89L213 90L215 92ZM226 89V90H227ZM233 89V92L234 90ZM246 89V88H244ZM72 91L70 92V97L73 98V97H76L77 101H78V106L80 104V106H82L81 108L83 110H85L83 107H86V109H88V112L92 113V117L98 119V118H101V119H105L107 122V124H109L111 126V128L113 129H116V135L119 133V134H127L126 136H129L131 133H133L132 135L134 137H125L127 139H131L132 141L130 142L129 140V143H122L118 138L119 136H115L114 138H112V141L111 139L106 142V145H108L109 147H106V148H109V149H106L105 147V150L107 152H110V150L112 152L109 153V155L111 154V159L110 162H112L111 160H113L114 164L116 167H118V175L120 174L121 176H123L122 174H126L130 167L132 166L131 164L132 163H139L137 165L134 166V168H138V165H140L139 167V170L135 169L136 171H138V175L136 176H140L139 178L141 179H145V182L147 183H160L162 185H160V188L157 187V191H154L157 195H162L164 196L165 200H167V202L169 203V207L166 209V210H163L162 212V219L159 220V221H152V222H149L148 223V220H144L142 221L143 222V225L141 223V225L144 228V231H143V228H141V225L137 226V225H134L133 223H130L131 222V219L132 217L134 216H137V215H134V212H131V211H134L132 210V208L135 206L133 205V202L131 200H129V204L127 205L125 202V207H121V202H123L121 199H124V197L122 196L121 199L119 201L120 202V209H125L123 211V213H125L126 215H128L130 221H128L125 226V224L123 222H120V221H123L121 219H123V217L120 219H118V223H119V226L122 227V223L124 225V227L121 228V230H119L117 227V225H115V221L114 223H110L109 224V221H108V218H107V213L105 214V218H104V213H105V209L106 207H108L109 205V200H108V197L107 196H104V197H99V193H98V197L100 198L99 200L96 199V197H94V195L96 193H93L91 194L89 190H87V193L84 192V194L86 195L85 197H87V199H89V207L86 206V211L85 210H82L84 209V206L83 208H81L82 210V213L84 214H79L78 211L80 209L75 210L74 207H73V210L74 212L76 211L77 213H74L72 211H69L68 208H66L65 206L59 208L58 212H54V211H51V207L52 205L50 206V204L52 202H54L60 194H63L66 192L67 190V184H66V181H55L57 179L54 178L55 180L53 181L52 179V175H54V173H56V171H59V168L57 164V166L55 167L54 165H49V167H44V165H42V161H44L43 158H45V162L49 159H46L47 157H52L51 155H55L54 154V150L51 152L52 149H50V152L49 150H43L41 148H44V146L46 145V141L45 140H49V139H53L52 136H46L45 139L43 141H41L42 143H39V144H27L25 143V141L23 142L24 145H22V140L25 139V136L26 138L27 135L31 136L33 135L32 137L34 138V134L32 132H34V129L33 128V125H35V121H34V118H35V115L38 113L37 109H35L36 106H34V109L32 107V109H29L27 110L25 113V110L27 108H25L24 112L25 113V116H22V111L19 112V114H17L16 118L14 117V120L17 121V123H21L19 129L16 130V127L14 128L11 124L12 122H10V119L8 118V115L9 112H7L5 115H7V117L5 118L4 114L3 116L0 114V264H264V207H263V203H260L261 200H257V201H260V202H256L254 204V212L256 215L258 216H253L251 210L249 211V213H247V209H245V207L250 204H245L246 206L243 207V203L241 201V199H245L246 203H248L249 201H251L253 195L254 194L252 192V190L250 191V189L252 188H249V189H244L242 194H239V190L237 189L238 186H236L232 181L231 178H230V164L229 166L227 165L225 168H222V170L220 172H216V173H212L210 174L211 171L210 169H208L209 171L206 173V171H204L203 169L201 168H194L192 166V159L190 158H187V157H184V150L181 148V146H185L183 144H180L179 143H175L176 141H183V140H174V141H171L173 143H165V148L163 147V150H164V154L165 156H163L164 160L166 159L167 161V164H168V167H169V164L173 165V169L174 171L173 172H169L168 170H165V167L164 165L162 164L160 166V164L162 163L163 160L162 157L161 159V163L158 162V160H156V157L153 156V158L155 159L153 161V158H146L148 156V153L146 150H143L145 149L144 147V144H142V140H141V136L139 135L141 133V130H140V127L138 126H133V125H130V124H127L121 120H115L112 118V116L108 113V111H106L98 102H96V100L94 99H90L89 97L87 96H84V95H80L79 93L77 92H73L74 89H71ZM199 90V89H197ZM205 90V89H204ZM207 90V89H206ZM211 90V89H210ZM222 91H225L223 89H221ZM241 90V89H240ZM262 90V89H261ZM31 90H29L30 92ZM123 91V90H122ZM127 91V90H126ZM201 91V90H200ZM212 91V92H213ZM221 91V92H222ZM245 91V90H244ZM128 92V91H127ZM211 92V93H212ZM221 92H219L220 96H221ZM225 92H228V93H231L229 91H225ZM243 90L237 94H239L238 96H240V93H242ZM250 92V91H249ZM253 92V90L251 91V93ZM261 92V91H260ZM38 93V92H37ZM58 93V91H57ZM85 93V92H84ZM129 93V92H128ZM185 93V92H184ZM199 93V92H198ZM198 93L196 94V96L198 95ZM224 93V92H223ZM246 93V92H245ZM244 93V94H245ZM249 93V94H251ZM40 94V93H39ZM42 94V93H41ZM80 95L81 97H78V95ZM208 94V93H207ZM236 94V93H235ZM243 94V95H244ZM257 94L259 95L258 91H257ZM263 94V93H262ZM59 95V94H58ZM166 95V94H165ZM183 95V93H182ZM200 95V93H199ZM202 95V94H201ZM214 94H212L213 96ZM216 96L217 93L215 94ZM224 95V94H223ZM222 95V96H223ZM226 95V94H225ZM228 95V94H227ZM248 95V93H247ZM256 95V93H255ZM261 95V94H260ZM20 96V95H19ZM33 96V95H32ZM167 96V95H166ZM187 96V95H186ZM192 96H195V94ZM191 96V98H192ZM206 96H209L206 95ZM219 96V97H220ZM235 96V95H234ZM237 96V95H236ZM237 96V97H238ZM15 97V98H14ZM200 97V96H199ZM227 97V96H225ZM223 97V98H225ZM228 97H230V95H228ZM227 97V98H228ZM243 97V96H242ZM264 97V96H263ZM262 97V98H263ZM22 98V97H21ZM92 98V97H91ZM195 98V97H194ZM198 98V96H197ZM206 98V97H205ZM211 99H213V97H210ZM225 98V99H227ZM239 98V97H238ZM238 98H235V99H238ZM255 98V96H254ZM10 99L8 98L7 100H0V111L3 110V103H9ZM25 99H26V96H25ZM24 99V100H25ZM46 99V98H45ZM80 99V100H78ZM136 99V98H135ZM186 99V97L184 98ZM209 99V98H208ZM221 99V97H220ZM233 99V100H235ZM242 99H245V97H243ZM251 99V98H250ZM33 100V99H32ZM139 100V99H138ZM204 100V99H202ZM253 100V98H252ZM256 100V99H255ZM26 101V100H25ZM144 101V100H143ZM188 101V100H187ZM200 101V100H199ZM227 101V100H225ZM243 101V100H242ZM31 102V101H30ZM44 102V101H42ZM74 102V101H73ZM148 102V101H146ZM186 102V100L184 101ZM196 102H198L196 100ZM207 102V101H206ZM258 102V101H257ZM12 103V101H11ZM151 103V102H149ZM225 103V102H224ZM228 103V101H227ZM225 103V104H227ZM233 103V101H232ZM239 104H241V101L238 102ZM260 103V102H259ZM263 103V101L261 102ZM25 104V103H24ZM34 104V103H33ZM47 104V102L45 103ZM230 104V103H229ZM228 104V105H229ZM237 104V103H236ZM238 104V105H239ZM17 105V104H16ZM40 105V104H39ZM42 105V104H41ZM253 105V104H252ZM255 105V103H254ZM264 105V104H263ZM22 106V104H21ZM50 106V105H48ZM101 106V107H100ZM219 106V105H218ZM230 106V105H229ZM232 106V105H231ZM235 106V104H233V107ZM247 106V105H246ZM256 106H260V105H256ZM262 106V105H261ZM260 106V107H261ZM27 107V106H26ZM44 107V106H43ZM232 107V108H233ZM240 107V106H239ZM24 108V107H23ZM30 108V107H29ZM37 108V107H36ZM39 108V106H38ZM105 110H103V109ZM226 108V106H225ZM231 108V110H232ZM258 107H256L257 109ZM61 109V108H60ZM69 109V108H68ZM79 109V108H78ZM228 109V108H227ZM14 110V109H12ZM19 110V109H18ZM253 111V110H252ZM6 112V111H5ZM43 112V111H42ZM83 112V111H82ZM120 112V111H119ZM234 112V111H232ZM14 113V112H13ZM87 114V112H85ZM123 113V112H122ZM263 113V112H262ZM84 114V112L82 113V115ZM84 114V115H86ZM248 114V113H247ZM122 115V114H121ZM125 115V114H124ZM224 116V115H223ZM253 116V115H252ZM38 117V116H37ZM52 117V116H51ZM220 117V116H219ZM250 117V116H249ZM259 117V116H258ZM264 117V116H263ZM8 118V119H7ZM223 118V117H222ZM244 118V117H243ZM36 119V118H35ZM51 119V118H50ZM62 119V118H61ZM153 119V118H152ZM228 119V118H227ZM47 120V119H46ZM49 120V119H48ZM88 120V119H86ZM93 120V119H92ZM126 120V119H125ZM157 120V119H155ZM225 120V119H224ZM249 120V119H248ZM37 121V120H36ZM39 122V120H38ZM92 122V121H91ZM94 122V121H93ZM132 122V121H131ZM162 122V121H161ZM259 122V121H258ZM55 123V122H53ZM262 123V122H261ZM84 124V123H83ZM95 124V123H94ZM147 124V123H146ZM149 124V123H148ZM248 124V123H247ZM52 125V124H51ZM49 125V126H51ZM81 125V124H80ZM90 126V123L88 124ZM55 126V125H54ZM54 126H53V129H54ZM63 126V124H62ZM84 126V125H83ZM93 126V125H92ZM61 127V125H60ZM97 127V126H96ZM148 127V126H147ZM251 127H254V126H251ZM87 128V127H86ZM91 128V127H90ZM88 128V129H90ZM95 128V126H94ZM151 129V127H149ZM157 128V127H156ZM136 129V130H135ZM143 129V128H142ZM149 129V130H150ZM168 129V128H167ZM256 129V128H255ZM52 130V129H51ZM154 130V129H153ZM93 130H91L90 133H86V138L89 137L90 139V135L92 133V135H96V133L93 134L92 132ZM95 131H97L99 133V131L97 129H95ZM135 131V132H133ZM143 131V130H142ZM163 131V130H162ZM86 132V131H85ZM144 132V131H143ZM153 132V131H152ZM158 132V131H157ZM257 132V131H256ZM30 133H32L30 135ZM130 133V134H129ZM53 134V133H52ZM68 134V133H67ZM101 134V133H100ZM104 134V135H103ZM102 135L105 137V133H103ZM153 134V133H152ZM156 134V133H155ZM184 134V133H182ZM45 135V134H44ZM58 135L55 134V137ZM91 135V136H92ZM98 136H100L99 134H97ZM100 136L101 138L103 136ZM109 135V134H108ZM166 135H169L168 133H161V132H158V134L156 135L158 138L159 137H162L164 138ZM185 135V134H184ZM36 136V135H35ZM176 136V134H175ZM193 135H191L192 137ZM40 137V136H39ZM54 137V138H55ZM63 137V136H61ZM186 137V135H185ZM195 137V136H194ZM193 137V138H194ZM198 136H196L197 138ZM201 137V136H200ZM60 138V137H59ZM188 138V137H187ZM186 138V139H187ZM190 138V137H189ZM203 138V137H202ZM213 138V137H211ZM85 139V138H84ZM99 139V137H98ZM107 138H103V140L105 141ZM183 139V138H181ZM186 139H184V141H186ZM29 140V138H28ZM26 140V141H28ZM61 140V139H60ZM92 141V138L90 139ZM90 140H86L88 143L91 142ZM169 140V139H168ZM167 140V142H168ZM190 140V139H189ZM208 140V138H207ZM59 141V140H58ZM62 141V140H61ZM97 141V140H96ZM164 141V140H163ZM200 141V140H198ZM202 141V140H201ZM29 142V141H28ZM46 142V143H45ZM60 143V142H59ZM97 143V142H96ZM114 143V144H113ZM161 143V142H160ZM164 143V142H163ZM186 143V142H185ZM56 144V143H55ZM58 144V143H57ZM91 144V143H90ZM89 144V145H90ZM104 144V143H103ZM123 144V145H122ZM202 144V143H201ZM54 145V144H53ZM61 145V144H60ZM64 145V144H63ZM92 145V144H91ZM90 145V146H91ZM112 148H111V146ZM147 145V144H146ZM227 145V144H226ZM32 146V147H31ZM36 146V147H35ZM97 146V144H96ZM99 146V145H98ZM104 146V145H103ZM149 145H147L148 147ZM180 146V147H179ZM204 146V145H203ZM207 146V145H206ZM210 146V145H209ZM208 146V147H209ZM212 146V145H211ZM215 146V145H214ZM47 147V145H46ZM66 147V145H65ZM95 148V145L93 146ZM92 147V148H93ZM101 147V146H99ZM178 147V148H177ZM213 147V146H212ZM211 147V148H212ZM38 148V149H37ZM52 148V147H51ZM60 149H63L61 148V146L59 147ZM187 148V147H186ZM211 148H208V150H212V151H207V150H203L201 151L202 152V156H204L205 158H207L209 160V163L210 161H214V163L218 164H228L229 162L227 161V156H224L222 154L219 153V151H215V149L217 148H214V149H211ZM90 149V148H89ZM99 149H102L104 150L102 147L99 148ZM148 149V148H147ZM185 149V148H184ZM226 149V148H225ZM241 149V148H240ZM48 151L49 153L48 154H51L49 156H46L47 153L45 154H41V152L43 151ZM94 150H97V149H94ZM93 150V151H94ZM104 150V151H105ZM151 150V149H150ZM162 150V151H163ZM221 150V149H220ZM25 151V152H24ZM31 151V153L29 154H26V152H29ZM60 151V150H59ZM92 151V150H91ZM101 151V150H100ZM152 151V150H151ZM188 151V150H187ZM192 151V150H190ZM79 152V151H78ZM145 152H147V156L145 155ZM155 152V151H154ZM154 152H151L153 155ZM158 152V151H157ZM200 152V153H201ZM221 152V151H220ZM223 152V151H222ZM44 153V152H43ZM77 153V152H76ZM95 153V151L93 152ZM189 153V152H188ZM199 153V154H200ZM249 153V152H248ZM57 154V153H56ZM67 154V153H66ZM65 154V155H66ZM97 154V153H96ZM101 154V153H100ZM102 154H105V153H102ZM246 154V153H245ZM71 155V154H70ZM78 155V154H77ZM191 154H189V157H192L190 156ZM97 156V155H96ZM157 156V154H156ZM179 157V158H175V157ZM185 156H188L185 155ZM197 156V155H196ZM249 156L253 157V155H251V153H249ZM55 157V156H54ZM54 157H53V160H54ZM58 157V156H57ZM79 157V156H78ZM152 157V156H151ZM201 157V156H200ZM203 157V158H204ZM233 157V156H232ZM65 158V157H64ZM108 158V156H107ZM158 158H160L158 156ZM182 158V159H180ZM184 158V159H183ZM243 158V157H242ZM248 158V157H247ZM261 158V157H260ZM259 158V159H260ZM57 159V158H56ZM61 159V158H60ZM84 159V158H83ZM104 159V158H102ZM234 159V158H233ZM52 160V159H51ZM67 160V159H65ZM64 160V161H65ZM70 160V159H69ZM76 160V159H75ZM105 160V159H104ZM108 160V161H109ZM148 160V161H147ZM182 163H177L178 161ZM228 160L231 162L230 158L228 157ZM243 160V159H242ZM261 160V159H260ZM263 160V159H262ZM156 161V164H154V162ZM235 161V160H234ZM251 161V160H250ZM256 161V159H255ZM254 161V162H255ZM60 162V161H58ZM73 162V161H71ZM91 162V161H90ZM109 162V164L106 163V168H107V165H110L111 163ZM147 162H149L151 165H148L146 164ZM152 162V163H151ZM208 162V161H206ZM247 162V161H246ZM252 162V161H251ZM250 162V163H251ZM257 162V161H256ZM50 162H48L49 164ZM53 163V161H52ZM54 163H56L54 161ZM105 163V162H103ZM199 163V162H198ZM208 163V164H209ZM237 163V162H236ZM249 164V162H247ZM222 164V165H223ZM248 164L247 167H248ZM257 164V163H255ZM47 165V164H46ZM61 165V164H60ZM113 165V166H114ZM199 165V164H198ZM240 165V164H239ZM254 165V164H253ZM93 166V164H92ZM112 166V165H110ZM112 166V167H113ZM163 166V167H162ZM220 166V165H219ZM258 166V165H257ZM256 166V167H257ZM260 166V164H259ZM69 167V166H67ZM83 167V166H82ZM105 167V166H104ZM234 167V165H233ZM239 167V166H238ZM253 167V166H252ZM93 168V167H91ZM88 169L89 170H91ZM101 168L103 169V166L101 165ZM105 168V169H106ZM110 169H112L111 167H109ZM133 168V167H132ZM210 168V167H209ZM232 168V167H231ZM260 168V167H259ZM68 170V168H66ZM73 169V168H72ZM78 169V168H77ZM104 169V170H105ZM115 169V168H114ZM164 169V170H163ZM239 169V168H238ZM251 169V168H250ZM65 170V169H64ZM63 170V171H64ZM134 170V171H135ZM218 170V169H217ZM233 170V169H232ZM256 170V169H255ZM261 170V169H260ZM70 171V170H69ZM69 171H68V174H69ZM135 171V172H136ZM160 171V172H159ZM163 171V172H161ZM213 171V170H212ZM259 171V170H257ZM256 171V172H257ZM109 172V173H108ZM107 173L110 174V172H115V171H108ZM129 172H132V171H129ZM134 172V173H135ZM214 172V171H213ZM255 172V171H254ZM59 173V172H58ZM71 173V171H70ZM91 175L93 174L92 171H90ZM104 173V172H103ZM116 173V172H115ZM116 173V174H117ZM206 173V174H205ZM209 173V174H208ZM249 173V172H248ZM60 174V173H59ZM68 174H64L66 177H63V179H67V176ZM108 174L106 175L108 177ZM113 174V173H112ZM136 174V173H135ZM251 174V173H250ZM261 174H264L262 171H261ZM71 175V174H70ZM115 174H113L112 176H114ZM128 175V174H127ZM134 175V174H133ZM132 175V176H133ZM86 176V175H85ZM93 176V175H92ZM111 176V175H110ZM111 176V177H112ZM61 177V176H60ZM70 177V176H69ZM95 177V176H94ZM93 177V178H94ZM98 177V176H97ZM118 177L117 175L115 176V178ZM120 177V176H119ZM124 177V176H123ZM129 178V176H127ZM165 177V178H164ZM248 177V176H247ZM75 178V177H74ZM91 178V177H90ZM96 178V177H95ZM138 178V179H139ZM160 178L161 181L160 182ZM199 180H198V179ZM237 178V177H236ZM241 178V177H240ZM245 178V177H244ZM262 178V177H261ZM59 179V177H58ZM64 179V180H65ZM92 179V178H91ZM98 179V178H97ZM111 179V178H110ZM117 179V178H116ZM121 179V178H120ZM131 179V177H130ZM133 179V178H132ZM256 179V178H255ZM140 180V179H139ZM198 180V181H197ZM257 180V179H256ZM255 180V181H256ZM262 180V179H261ZM235 181V180H234ZM70 182V181H69ZM124 182V181H123ZM128 183L130 181H127ZM143 182V181H142ZM144 182V183H145ZM239 182V181H238ZM250 182V181H249ZM248 182V183H249ZM252 182V181H251ZM264 182V181H263ZM91 183V182H90ZM89 183V184H90ZM100 183V181H99ZM113 184V182H110ZM126 183V182H125ZM125 183L123 185H125ZM237 183V182H236ZM248 183L246 185H248ZM253 183V182H252ZM261 183V182H259ZM69 184V183H68ZM92 184V183H91ZM102 184V183H101ZM100 184V185H101ZM118 186H120V183H116ZM127 184V183H126ZM132 183L130 182V185ZM139 184V183H138ZM141 184V183H140ZM78 185V184H77ZM93 185V184H92ZM116 185V186H117ZM123 185H121L123 187ZM130 188V185L127 184ZM125 185V186H127ZM146 185V184H145ZM156 185V184H155ZM87 186V185H86ZM106 186V185H105ZM118 186L116 188H118ZM127 186V188H128ZM135 186V185H133ZM133 186H131V188H133ZM143 187V185H141ZM75 187H76V184H75ZM137 188V186H135ZM134 187V189H135ZM242 187V185L240 186V188ZM245 187V186H244ZM252 187V186H251ZM77 188V187H76ZM85 188V187H84ZM83 188V189H84ZM88 188V187H86ZM126 188V190H127ZM264 187H262L263 189ZM95 189V188H94ZM122 190H124V188H121ZM138 189V188H137ZM141 189V188H140ZM138 189V190H140ZM260 189L258 191V193L260 195H264V190ZM72 190V189H71ZM78 190V189H77ZM86 190V189H85ZM102 190V189H101ZM125 190V191H126ZM136 190V191H138ZM144 190V189H143ZM143 190H140L141 192H143ZM76 191V190H75ZM113 191V190H112ZM128 191V190H127ZM133 191V189H132ZM129 190V194L132 192ZM135 190L133 191L135 194H137ZM178 191H182V192H185L189 195H191L192 197V201H191V205H188L186 202L184 201H188V200H180L179 198L176 197ZM256 191V190H255ZM73 193L74 192V189L72 191ZM71 192V193H72ZM78 192V191H77ZM92 192V191H91ZM103 192V191H102ZM132 192V193H133ZM140 192V193H141ZM151 192V191H150ZM70 195V197L72 196L73 198L75 197L74 195ZM105 193V192H104ZM119 193V192H118ZM127 193V192H126ZM131 193V194H132ZM138 194L141 195V194ZM256 193V192H255ZM257 193V194H258ZM113 194V193H112ZM124 194V193H123ZM128 194V193H127ZM153 194V193H152ZM186 194V195H187ZM76 195V194H75ZM88 195V196H87ZM102 195V193H101ZM100 195V196H101ZM106 195V194H105ZM239 195L240 198L238 197ZM121 196V195H120ZM243 196V197H242ZM255 196V194H254ZM61 197V196H60ZM71 197V198H72ZM97 197V198H98ZM137 197V196H136ZM255 197H258L257 195ZM260 197V196H259ZM65 198V197H63ZM70 198V199H71ZM72 198V199H73ZM131 198V197H129ZM208 198V202H204L203 206L201 203H199V205H194V202L195 201H206L205 199ZM263 198V197H262ZM261 198V199H262ZM62 199V198H61ZM76 202L79 203V199L76 197L74 198ZM128 199V197H126L124 200ZM132 199V198H131ZM185 199V198H184ZM98 200V202H97ZM135 201V199H132ZM190 200V199H189ZM255 200V198H254ZM57 202L59 201L56 200ZM74 201V200H73ZM118 201V203H119ZM160 201V200H159ZM244 201V200H243ZM264 201V200H263ZM63 202V200H62ZM61 202V203H62ZM81 202V201H80ZM87 202V200H86ZM127 202V201H126ZM138 202V201H136ZM244 202V203H245ZM60 203V202H59ZM67 203V202H65ZM189 203V202H188ZM197 203V202H196ZM195 203V204H196ZM254 203V202H253ZM251 203V205L253 204ZM53 204V203H52ZM71 204H72V200H71ZM76 204V203H75ZM80 204V203H79ZM82 204V203H81ZM87 204V203H86ZM85 204V205H86ZM262 204V205H261ZM69 205V204H68ZM129 206V208H127V206ZM202 207H201V206ZM250 205V206H251ZM55 206V205H54ZM74 206V205H73ZM81 206V205H80ZM116 206V205H115ZM124 206V204H123ZM119 207V206H117ZM136 207V206H135ZM135 207L133 209H135ZM200 207V208H199ZM253 208V206H251ZM250 207V208H251ZM127 209H130V210H127ZM171 209V211H170ZM80 210V211H81ZM118 210V209H117ZM136 210V209H135ZM121 211V210H120ZM118 211V212H120ZM121 211V212H122ZM130 211V212H129ZM138 211V210H137ZM86 212V213H85ZM116 212V213H118ZM120 212L121 216H122V213ZM204 213L205 215H208V216H211L213 214H216V213H221V217L220 218H216V219H213L211 217V224H213L212 226H203V225H199L198 223H196V217H198L200 215V213ZM136 213V211H135ZM119 214V216H120ZM139 215V212L136 213ZM114 215V214H113ZM124 215V214H123ZM99 217L101 220L100 221V224L99 225H96L94 223V218L95 217ZM117 216V215H116ZM120 216V217H121ZM131 216V218H130ZM251 216V217H250ZM259 216H260V223L256 222V220L259 219ZM112 217V215H111ZM161 218V216H160ZM159 218V219H160ZM116 219V217H115ZM210 219V218H209ZM120 220V221H119ZM127 220V219H126ZM126 220H124V222H126ZM134 220V218L132 219ZM208 220V218H207ZM263 220V221H262ZM133 222V221H132ZM121 223V225H120ZM130 223V224H128ZM208 223V222H207ZM133 224V225H132ZM147 224V225H146ZM115 225V226H114ZM130 225V226H128ZM146 225V226H144ZM132 226H135V227H139V228H134ZM120 232H125L126 235H128V238L127 236L126 237H123L125 235H122V237H118L119 234H117V231L118 230ZM140 229V231L138 230ZM117 230V231H116ZM142 230V231H141ZM141 233L142 235H144V238H143V245L142 247L140 248H137L135 247L136 244L138 243L136 240L135 242H137L135 245L134 242L131 244L129 243V241H127L128 243H126V240L129 239L130 236H132L131 234L133 233ZM119 233V232H118ZM136 233V234H137ZM105 234H109V237L108 240L110 241H107V244L109 242V244L107 245V248L105 247V249H101L99 247H96L94 244H92V246L94 247L92 252H85V250L87 249L86 246L84 244H82V246H79V245H76L77 243V238H82L83 236H87V238L93 242V243H101L102 241V236L105 235ZM121 234V233H120ZM83 235V236H81ZM138 235V234H137ZM136 236V235H135ZM141 237V236H140ZM221 237H227L228 238V244L224 245L222 243H220V238ZM86 238V237H85ZM118 238H120V241H122L121 238H126L125 239V242L123 241L122 243L121 242H118ZM133 238V237H132ZM136 238V237H135ZM137 238H139V235L137 236ZM139 239H142L139 238ZM206 239L209 240V243L208 244H204L202 241H205ZM124 240V239H123ZM131 240V239H130ZM134 241V239H133ZM88 242V241H87ZM121 243V244H120ZM104 245V244H103ZM140 246V244H138ZM77 246H79V249L77 248ZM91 246V247H92ZM130 248H134L135 250H139L138 253H133L131 252L129 255L128 252L127 254L123 253L121 254L122 250L126 249L128 250ZM133 249V250H134ZM157 250V252H156ZM121 251V253H120ZM126 252V251H125ZM135 252V251H134ZM152 252H156L157 254H154L153 255L151 254ZM158 259V260H156Z\"/></svg>", "mask_w": 264, "mask_h": 264}, {"label": "crops", "instance_id": "3", "mask_svg": "<svg viewBox=\"0 0 264 264\" xmlns=\"http://www.w3.org/2000/svg\"><path fill=\"white\" fill-rule=\"evenodd\" d=\"M119 61V62H118ZM120 60L119 59H112L106 63H103L102 66H104V69L102 71L106 72V75H114L116 73H120L124 69H117V66L120 65Z\"/></svg>", "mask_w": 264, "mask_h": 264}]
</instances>
